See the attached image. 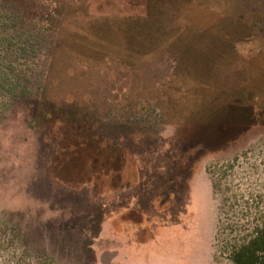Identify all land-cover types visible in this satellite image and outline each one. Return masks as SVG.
I'll use <instances>...</instances> for the list:
<instances>
[{
    "label": "rangeland",
    "instance_id": "1",
    "mask_svg": "<svg viewBox=\"0 0 264 264\" xmlns=\"http://www.w3.org/2000/svg\"><path fill=\"white\" fill-rule=\"evenodd\" d=\"M1 2L37 63L0 62V264H234L233 198L264 213V0Z\"/></svg>",
    "mask_w": 264,
    "mask_h": 264
},
{
    "label": "trees",
    "instance_id": "2",
    "mask_svg": "<svg viewBox=\"0 0 264 264\" xmlns=\"http://www.w3.org/2000/svg\"><path fill=\"white\" fill-rule=\"evenodd\" d=\"M11 12L0 0V62L12 61L8 65H11L9 69L15 75L14 79L25 78V76L28 79L30 66H35L37 59L32 55L29 57L28 53L21 55L20 49L27 46L20 43V37L15 33L16 31H10L8 28L12 20ZM6 57L9 58L6 59ZM22 59H29L30 66H27ZM8 71L7 68L0 71V79H3L0 80L1 89L7 84L5 80L10 81V78L7 79ZM26 90L27 87L23 85V90L18 92L17 96L27 95ZM256 199L258 198L252 195L251 198L243 199L244 204H242L238 198H233V207L238 206L246 211L243 218L247 216L244 228L236 229L231 241H228L229 255L234 264H264V213L252 210L259 206L260 201Z\"/></svg>",
    "mask_w": 264,
    "mask_h": 264
}]
</instances>
